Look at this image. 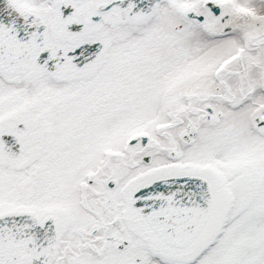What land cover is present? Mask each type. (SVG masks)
Wrapping results in <instances>:
<instances>
[{"label": "snow or ice", "instance_id": "6c2138e0", "mask_svg": "<svg viewBox=\"0 0 264 264\" xmlns=\"http://www.w3.org/2000/svg\"><path fill=\"white\" fill-rule=\"evenodd\" d=\"M0 264H264V0H0Z\"/></svg>", "mask_w": 264, "mask_h": 264}]
</instances>
